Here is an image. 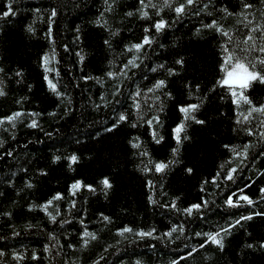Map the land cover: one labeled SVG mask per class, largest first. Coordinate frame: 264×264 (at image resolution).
I'll return each instance as SVG.
<instances>
[{
    "label": "trees",
    "instance_id": "16d2710c",
    "mask_svg": "<svg viewBox=\"0 0 264 264\" xmlns=\"http://www.w3.org/2000/svg\"><path fill=\"white\" fill-rule=\"evenodd\" d=\"M4 2L5 0H0V11L4 10ZM221 2L235 9L240 0ZM52 6H56L59 13L54 18L53 37L59 61L55 67L59 69L60 76L51 75L59 80L61 90L70 93L72 98L70 105L72 111L65 115L62 105L56 109L58 115L55 117L47 113L55 108L59 101L47 90L42 81V69L38 63L40 54L49 48V42L45 37L47 12H43L41 16L40 13L32 11L35 8L46 10ZM137 6V0H118L114 11L106 14L105 18L109 25L121 29L120 34L113 37L116 52H120L123 43L141 37L143 25L150 23L148 20L124 17V12ZM13 7L17 9V16L9 17L7 22L0 23V66L6 71L22 68L24 79L20 84L15 82V78L7 80L8 94L0 97V116L20 107L15 100L21 96L28 97L23 102L25 110L31 109L42 115L36 117L39 128L26 127L27 116L17 122L15 130L6 132L4 130L6 126H0V137L6 141L0 148V212L12 213L11 217L0 215L2 237L0 249L6 254L0 258V264H15L11 258L13 251L22 254L19 264H64L65 260L68 264H91L101 256L103 260H99V264H136L137 260L140 264H169L172 259L184 255L183 243L195 244L199 238L192 237L190 241L183 243L174 241L170 244L151 237L137 239L134 234H125L127 236L125 239L118 236L115 229L125 224L146 230L154 227L159 234L172 223L186 221L187 235L191 236L194 231H209L218 222L222 224L229 213L239 215L250 210H264V202L258 199L261 195L259 188L264 185V174L255 175L256 170L264 168V158L252 162L250 157L236 174L235 182H223L218 179L217 183L220 184L218 188L210 181V176L216 172L218 165L227 159V150L222 145L229 143L241 145L249 139L244 133L238 135L231 131L233 114L230 101H216L217 104L223 105L227 115L213 125V131L200 129L199 126H193V130L190 131L194 139L187 150L182 151L181 159L186 166H195L194 174L189 177L177 166L162 181L165 194L159 195L161 191L159 182L154 194V198L160 202L169 201L172 196H179L177 203L181 208L187 203L198 201L201 196L215 200L214 205L204 210V218L182 217L170 209L149 205L147 202L148 188L144 186L146 177L134 168L127 139L131 135H140L158 158L167 154L169 143L153 144L146 125L132 129L125 123L120 131L112 133L101 131L102 127L107 126L114 118L113 110L127 111L130 108L131 100L128 99L130 90L150 87L154 79L163 78L165 75L163 70L158 69L156 73H152L149 69L160 63L172 61L176 53L189 60L187 71L182 69L179 76L168 78L169 90L173 92L176 101L186 99L183 87L185 79L193 81L195 77L194 82L204 86L221 74L217 66L218 37L210 30H202L199 36L194 34L195 27L209 21L208 16L203 13L195 16L189 12L173 27L160 33L157 42L147 50L148 58L144 64L138 70H133L136 75L125 82L124 95L118 97L122 103H113L109 108L101 107L97 111L92 107V103L100 102V92L103 91L107 98L112 100L111 82L105 79L104 86H101L95 80H81L80 76L83 74L103 77L108 67L107 59L112 56V52L103 45V40L108 38V34L90 23L103 9V0H14ZM161 15L171 21L175 13L164 9ZM236 19L238 17H229L224 22L227 25H235ZM28 23H33L36 28L35 36L24 30V25ZM77 26L81 30L79 44L74 41V30ZM159 43L165 44V48H159ZM64 44L69 45L68 51H65ZM77 48H82L85 53L82 64L77 63L75 55ZM123 58L117 60V66ZM27 84L33 86L31 90L27 88ZM218 91L224 94L222 90ZM150 95L141 97L142 105ZM252 95L257 99L264 97V89L257 87ZM145 111L147 112L146 106ZM177 117L178 113L173 104L168 103L162 116L166 141H170L168 133ZM97 132H100V136L96 135ZM251 139L255 143L256 138ZM261 148H264V145H258L252 156ZM6 151H11L13 155L10 157L4 155ZM73 152L81 159L79 163L73 164L71 169L64 159L55 165L51 163L52 154L63 157ZM40 167L47 169V176H41L36 172ZM104 175L113 180V189L107 197L99 192L90 194L86 189H82L76 197L77 207L83 208L86 213L83 216V226L97 233L98 237L90 241L86 248L79 246L78 233L82 226L78 219L73 218L74 212L72 216L63 217L68 223L60 225L50 223L43 212L39 210L30 212L26 208L27 203L40 202L56 191L64 192L67 197V185L73 179L80 178L87 183L95 184ZM26 179H32L33 188L25 187ZM8 180L12 181L11 185L6 182ZM203 180L209 181L204 185L206 190L204 192L200 190V182ZM245 184L249 186L244 188ZM237 187L243 188V191L252 197L256 202L255 208L247 205L238 209L219 207L226 194L235 191ZM235 198L234 196L233 199ZM59 203L62 209L68 207L66 200ZM100 212L111 216L112 222L100 223L98 221ZM26 223H31L34 227L26 228ZM248 225H251L249 228L251 239L242 229H236L226 241L223 254L214 246H206L210 259L204 260L205 250H201L191 258L177 259V264H264V253L258 251L244 250L242 255H236L246 240L251 242L264 237V218L254 217L252 221L246 222V226ZM13 230L18 234L13 235ZM50 231L55 234L57 240L49 239L47 233ZM116 240L121 242L116 244ZM70 243L77 246L68 248L67 245ZM45 244H57V247L45 252ZM109 245L111 247H107L105 252V247ZM33 250L37 252L36 259L31 257Z\"/></svg>",
    "mask_w": 264,
    "mask_h": 264
},
{
    "label": "snow or ice",
    "instance_id": "6c2138e0",
    "mask_svg": "<svg viewBox=\"0 0 264 264\" xmlns=\"http://www.w3.org/2000/svg\"><path fill=\"white\" fill-rule=\"evenodd\" d=\"M13 3L14 0H5L3 5L4 10L0 11V23L7 22L9 17L17 16V9L13 7ZM117 3L118 0H103V9L94 20L90 21V23L102 28L108 34V38L103 40V45L112 52V56L107 59L108 67L103 77L83 74L80 76L81 80H95L101 86H104L105 79L111 82L110 86L112 90L110 95L112 100H109L103 91L100 92V102L92 103V107L97 111L101 107L109 108L113 103H122L118 97L124 95L125 82L131 80L136 75V72L133 70H138L144 64L148 58L147 50L153 47L154 42H157L158 35L173 27L176 22L189 14V12L195 16H200L203 13L210 18L207 23H200L199 26L194 28L195 35L199 36L202 30H210L218 37L217 55L219 59L217 66L221 74L216 76L212 82L202 86L199 82H194L195 77H193V81L185 79L183 87L186 92V99L176 101L173 92L169 90L168 78L179 76L182 69L187 71L189 67V60L176 53L172 61L160 63L149 69L152 73H156L158 69L163 70L165 73L163 78L154 79L150 87H137L130 90L128 93V99L131 100L130 108L127 111L121 110L117 112L113 110L114 118L107 126L101 129L103 132L112 133L113 131H120L125 123L129 124L132 129L146 125L148 135L153 144L162 145V142L169 143L170 147L167 154L158 158L150 151L149 146L142 140L140 135H131L127 139L128 150L133 157V166L146 177L144 186L148 188L147 202L149 205H159L162 208L170 209L182 217L197 216L204 218V210L214 205L216 203L215 200L201 196L198 201L187 203L186 206L181 208L177 203L180 199L179 196H172L169 201L160 202L154 198V194L158 182L161 189L159 195L165 194L162 181L177 166H179L180 171L186 173L189 177L194 174L195 166H186V163L182 161V151H186L193 142L194 137L190 135L193 126H199L200 129L211 132L213 131V125L227 115L223 105L216 103L217 100L222 102L230 101L233 114V127L231 131L238 135L244 133L249 139L241 145L231 143L222 145L227 150V159L220 163L216 172L210 176L211 183L219 188L218 179L223 182H235L236 174L249 161L250 157L252 162L264 158V148L257 151L255 156H252L253 150L258 145H264V97L257 99L252 95V92L257 87L264 89V0H240L238 7L235 9L230 8L226 3H222L221 0H204V2H201V0H137L138 6L124 12V17H135L138 20H148L150 23L143 25L141 37L134 41L123 43L120 52H116L113 46V37L118 36L121 29L110 26L108 20L105 18L107 13L114 11ZM164 9H169L175 13L171 21L161 15ZM32 11L33 13H40L41 16H43V12H47L45 37L49 42V48L40 54L38 63L42 69V81L46 85L47 90L59 101L55 108L47 114L52 117L57 116L56 109L61 108L63 105V112L65 115H68L72 111L70 107L72 104L71 94L67 91H62L59 80L54 79L53 75H51L54 74L55 77L60 76L59 69L55 67V64L59 63V61L57 60L53 37V23L54 18L59 14L58 8L52 6L46 10L35 8ZM229 17H238L235 25H227L224 22ZM33 23L25 24L24 30L26 33L35 36L36 28L33 26ZM74 31V41L79 44L81 41L80 27L77 26ZM63 47L65 51H68L69 45L64 44ZM158 47L163 49L165 48V44L159 43ZM75 55L77 63L82 64L85 60L83 49L77 48ZM121 57L124 58L120 60L117 66L116 62ZM12 78H15L17 84L22 83L24 70L16 68L6 71L4 67L0 66V97L7 96L6 82ZM26 86L29 90L33 87L31 84H27ZM218 90H222L224 94H221V91ZM147 94L151 95L148 96L147 100L143 101L142 105L141 97ZM27 99V96L19 97L15 100V103L20 107L7 115L0 116V126H6L4 128L6 132L15 130L17 122L25 116L28 117L25 124L26 127L39 128L36 117L41 116L42 113L31 109L25 110L23 102ZM168 103H172L178 113L177 120L173 123L168 133L170 141H166L164 120L162 119ZM145 106L147 112L145 111ZM96 135L100 136V132H97ZM252 137L256 138L255 143H253ZM5 143L6 141L0 137V148ZM4 155L10 157L13 153L6 151ZM62 159L67 161V165L71 169L73 164L80 162L81 157L76 152L63 157L52 154L50 157L53 165ZM36 172L41 176L48 175L47 169L43 167L37 168ZM261 174H264V168L258 169L255 172L257 176ZM6 182L9 185L12 184L11 180ZM208 182V180L200 182V190L202 192L206 191L204 185ZM248 186V184H245L244 188ZM25 187L28 189L34 187L32 179L25 180ZM82 189H86L90 194L99 192L107 197L110 190L113 189V180L108 175L102 176L95 184L87 183L80 178L73 179L67 185V197L64 192L56 191L40 202L27 203L26 208L30 212L39 210L44 213L50 223H58L60 225L68 223V220L63 217L65 215L72 216L74 212L73 218L78 219L82 226V230L78 233L80 237L78 243L81 248H86L90 241H94L98 237L97 233L83 226V216L86 213L83 208L77 207L76 199ZM259 192L261 195L258 199L264 202V185L259 188ZM234 196L236 197L235 199H233ZM64 200L67 201L68 207L62 209L59 202ZM245 205L255 208L256 202L243 191V188L237 187L235 191H230L226 194V198L223 199V203L219 207L238 209ZM0 215L11 217L12 213L10 211H3L0 212ZM254 217L264 218V210H250L246 211L245 214L239 215L229 213L222 224L218 222L209 231H194L191 233V236L187 235L186 221L172 223L165 231L159 234H157V229L154 227L146 230L142 227L133 228L127 224L117 227L115 232L118 236L125 239H127L125 234H134L137 239L151 237L152 239L166 241L170 244L174 241H181L183 243L184 241H190L192 237H196L199 239L195 244L183 243L185 249L184 255L177 259L191 258L193 254L205 250L203 259L208 260L210 257L207 254L206 246H214L219 253L223 254L226 249V241L233 235L236 229H242L245 235L251 239L249 233L251 225L246 226V222L252 221ZM98 221L104 224L111 223L112 217L100 212L98 214ZM25 227L32 228L34 225L26 223ZM12 234L17 235L18 233L13 230ZM47 235L50 240H57L53 232L50 231ZM120 242V240H116V244ZM76 246L71 243L67 245L68 248H75ZM55 247H57V244H45L44 251L49 252L51 248ZM107 247L111 246H106L105 252L107 251ZM244 250L264 253V237L251 242L246 240L241 245L240 252L236 253V255H242ZM56 254L59 255V253ZM5 255V251L0 249V258L5 257ZM31 257L32 259L37 258L35 250L31 252ZM11 258L15 264H19L22 254L13 251ZM177 259H172L169 264H177ZM99 260H103V257H99ZM99 260H93L91 264H99ZM64 264H68V261L65 260ZM136 264H140V261L137 260Z\"/></svg>",
    "mask_w": 264,
    "mask_h": 264
}]
</instances>
